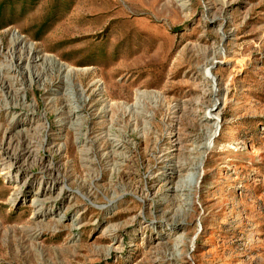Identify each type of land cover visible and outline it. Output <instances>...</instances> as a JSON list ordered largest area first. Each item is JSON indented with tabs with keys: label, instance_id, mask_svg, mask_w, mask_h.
<instances>
[{
	"label": "rangeland",
	"instance_id": "1",
	"mask_svg": "<svg viewBox=\"0 0 264 264\" xmlns=\"http://www.w3.org/2000/svg\"><path fill=\"white\" fill-rule=\"evenodd\" d=\"M0 264H264V0H0Z\"/></svg>",
	"mask_w": 264,
	"mask_h": 264
},
{
	"label": "bare ground",
	"instance_id": "2",
	"mask_svg": "<svg viewBox=\"0 0 264 264\" xmlns=\"http://www.w3.org/2000/svg\"><path fill=\"white\" fill-rule=\"evenodd\" d=\"M182 1V0H181ZM23 38L21 36H19L18 34L14 35L13 38H12V42L14 44H17L20 42V44H22L23 42ZM74 71V69L70 68L67 70V72H72ZM205 74H207V70H205ZM206 78L207 79H210L208 77V75H206ZM208 118L210 120H214V126H213V132L210 134L206 144H205V149H207V151H209L211 149V140L213 137H215L216 135V132H217V129H218V126H219V121H220V118L217 116V115H212L210 111H208ZM202 163L200 164L199 166V171L201 172V169H202ZM201 175L202 173H199L198 175H192V177L189 178V180L187 181L188 183H190V185L195 189V190H198L199 189V183H200V179H201ZM19 198V196H16L15 199H13L11 202L12 203H15L17 201V199ZM30 203L33 204V207L35 209V213L39 214L41 211H42V205L39 203V201L37 200H33L31 201Z\"/></svg>",
	"mask_w": 264,
	"mask_h": 264
}]
</instances>
